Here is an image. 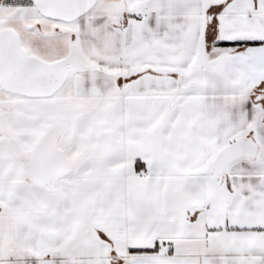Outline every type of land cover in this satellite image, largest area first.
Masks as SVG:
<instances>
[{"label":"snow or ice","instance_id":"1","mask_svg":"<svg viewBox=\"0 0 264 264\" xmlns=\"http://www.w3.org/2000/svg\"><path fill=\"white\" fill-rule=\"evenodd\" d=\"M0 264H264V0H0Z\"/></svg>","mask_w":264,"mask_h":264}]
</instances>
